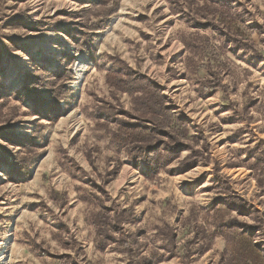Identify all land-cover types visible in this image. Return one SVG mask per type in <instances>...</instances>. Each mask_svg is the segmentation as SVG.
<instances>
[{
	"label": "rangeland",
	"instance_id": "rangeland-1",
	"mask_svg": "<svg viewBox=\"0 0 264 264\" xmlns=\"http://www.w3.org/2000/svg\"><path fill=\"white\" fill-rule=\"evenodd\" d=\"M232 7L254 26L253 45L223 46L225 86L207 92L200 84L207 73L190 72L195 65L183 59L182 39L196 33L223 41L191 27L168 0H0V264H125L116 245L98 248L80 199L81 187L116 156L123 164L106 188L111 200L132 208L123 228L139 232L135 252L161 245L154 229L164 223L181 244L190 209L222 198L215 185L224 180L264 221V166L259 171L248 157L264 140V0H233ZM118 62L162 88L190 132L209 144L207 164L146 174L142 162L136 166L110 143L95 113L109 100L105 73ZM51 90L60 94L54 106L46 101ZM119 101L129 106L127 95ZM9 154L22 161L11 166ZM254 217L238 218L254 224ZM262 228L256 238L264 241ZM224 248L217 237L190 264H224ZM181 261L165 254L151 264Z\"/></svg>",
	"mask_w": 264,
	"mask_h": 264
},
{
	"label": "trees",
	"instance_id": "trees-1",
	"mask_svg": "<svg viewBox=\"0 0 264 264\" xmlns=\"http://www.w3.org/2000/svg\"><path fill=\"white\" fill-rule=\"evenodd\" d=\"M174 6L175 13H182L190 26L208 29L215 33L223 44H215L208 36L199 34L183 38L185 45L184 60L192 64L193 72L204 68L206 77L200 81L201 89L211 92L225 86L222 78L227 74L226 65L221 54L224 45L232 44L251 48L253 42L249 36L254 26H249L233 7V0H168ZM196 58V62L194 61ZM118 67L109 68L105 73V84L109 90V100H101L96 107V125L105 129L110 143L125 150L128 159L137 166L142 162L147 173L165 171L173 174L176 170L185 171L195 167L199 162L210 161L209 144L196 130L190 132L183 113L168 101L162 88L145 74L118 62ZM35 81L33 85L35 88ZM31 83V82H30ZM54 106L60 94L51 90ZM127 95L129 106L121 105L119 97ZM113 101V102H112ZM37 108H43L40 105ZM51 111V110H50ZM10 117L8 118V120ZM7 120V121H8ZM110 121V122H109ZM112 124V126H110ZM3 130H0V137ZM9 141L15 138L7 134ZM16 143H19L16 141ZM254 154V167L259 171L264 166V140L257 144ZM183 152H186L183 155ZM11 166H17L21 159L9 154ZM89 159L91 158L90 155ZM119 157H113L108 169L97 173V177L88 180L86 187H81V201L84 203V218L95 231V242L100 250L110 244L127 255L125 264H151L152 257L159 258L178 255L181 264H190V257L208 250L217 237L225 241L221 255L224 264H264V241L257 240L256 233L262 231L263 215L248 202L242 200L228 186L227 180L215 185L223 196L209 207L193 206L189 215L183 220L187 235L178 244L177 232L164 223L155 227L154 236L162 243L156 249H149L144 254L133 249L137 244L139 232L127 233L123 225L132 216L131 207H122L108 195L107 184L122 166ZM25 169V166H23ZM76 171H81L76 167ZM256 215L254 224H247L238 217ZM259 214V216H257ZM262 215V216H261ZM73 243L75 240L72 239ZM163 250V252H160ZM152 257H151V256ZM137 257V258H136Z\"/></svg>",
	"mask_w": 264,
	"mask_h": 264
}]
</instances>
